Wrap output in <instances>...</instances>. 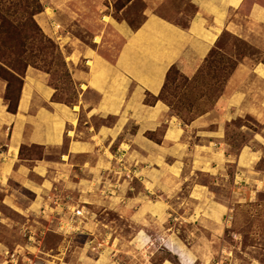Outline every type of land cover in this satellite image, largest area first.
Returning a JSON list of instances; mask_svg holds the SVG:
<instances>
[{
  "label": "rangeland",
  "instance_id": "1",
  "mask_svg": "<svg viewBox=\"0 0 264 264\" xmlns=\"http://www.w3.org/2000/svg\"><path fill=\"white\" fill-rule=\"evenodd\" d=\"M39 1L43 12L35 21L44 35L57 45L70 77L63 76L65 73L54 67L50 75L37 71L47 75L55 102L72 108L82 98L96 101L98 96L87 92L82 97L72 80V69L85 70L87 65L83 61L76 62L73 54L78 55L72 54L71 47L76 45L114 59L122 37L111 26L114 23L110 18L126 22L136 30L148 8H156L152 2L159 4L161 0ZM153 12L185 26L194 8L189 0H163ZM95 38H99V43H95ZM70 40L73 46L69 45ZM15 53L18 55L20 51ZM71 61L77 65L73 67ZM257 64H264V52L224 34L212 56L193 78H186L178 71L170 74L159 99L185 129V153L179 161V170L172 168L170 174H162L154 194L146 192L137 173L130 170L131 166L123 168L119 164L117 169L112 167L101 173L94 188L83 193L63 187V181L75 184L93 180L82 170L83 157H69L68 140L60 147L19 148L13 171L0 183V264H45L55 256L59 246L63 247V257L95 258V251L81 252L89 241L88 232L66 229L63 235L59 234L48 217L30 210L36 197L31 186L43 181L36 169L47 168V177L53 180L61 164L69 165L66 170L70 169V176L56 179L51 194L64 203H71L66 213L83 206L81 196L91 197L88 208L94 213L91 221L97 225L96 247L103 236L108 241L114 239V247L117 237L128 238L136 227L132 214L143 206L142 199L147 202L144 197L149 195L153 209L167 215L164 227L173 229L179 238L177 242L182 243L186 254L194 259L193 264H264V72L256 73ZM239 68L242 69L240 75L236 73ZM4 77L2 73L0 83L7 87ZM19 89L18 83H11L8 97L12 105ZM146 103L151 105L155 100L149 97ZM81 119H85L83 112ZM196 121H205L202 122L204 128L190 129ZM112 122L113 119L106 121L107 124ZM217 126L219 130L215 131ZM8 132V129H0V164L5 161L1 154L6 151ZM162 135L163 131L159 130L149 138L159 144ZM26 209L31 213H26ZM72 223L78 226L72 217L64 225L69 228ZM155 226L158 225L153 222L149 226L151 233ZM151 252L118 254L111 260L113 264H161L162 260L178 264L176 256L167 251L153 249Z\"/></svg>",
  "mask_w": 264,
  "mask_h": 264
},
{
  "label": "crops",
  "instance_id": "2",
  "mask_svg": "<svg viewBox=\"0 0 264 264\" xmlns=\"http://www.w3.org/2000/svg\"><path fill=\"white\" fill-rule=\"evenodd\" d=\"M263 2L264 0H189V5L195 11L187 20L186 26L179 25L171 17L153 12V9L157 10L163 4V0L159 4L152 2L156 8H148L143 22L136 30H132L126 22L110 18L114 23L111 26L122 37L121 47L114 59L98 56L76 45L71 47L72 54L80 56L73 54L76 62L83 61L87 65L85 70L73 68L72 80L79 87L82 97L87 92H92L98 96L96 101L82 98L72 108L55 102L54 91L47 83V75L28 68L23 79L17 113L13 115L7 112L2 98L6 87L0 83V129L9 130L8 141L4 145L6 151L1 154L5 161L0 164V183L3 182V177L7 179L13 171L19 148L60 147L68 140L69 157H83L82 170L87 171L93 180H79L75 184L63 181V187L83 193L94 188L97 179L102 177L101 173L110 171L112 167L117 169L119 164L123 168L131 166L130 170L137 173L146 192L154 194L152 192L156 191L157 181L162 174H170L172 168L179 170V161L185 153V129L165 104L157 101L150 105L146 103V99L159 96L171 68H175L186 78H193L210 52L217 48L224 34L237 37L264 52ZM47 13L51 14L49 10ZM95 43H99V38H95ZM69 45L73 46L72 40ZM71 63L73 67L76 64L73 61ZM254 68L257 74L258 70L264 72V64H257ZM244 70L247 69L244 67ZM241 71L239 68L236 73L240 75ZM235 99L236 97L233 100ZM82 112L85 115L84 121L81 119ZM108 119H113V122L107 124ZM97 120L101 123L96 124ZM202 122H193L190 129H203ZM218 126L214 128L215 131L219 130ZM159 130L163 131V135L161 142L156 144L149 135ZM66 166L69 165L59 166L53 180L47 177V168L36 169L43 181L31 186L36 197L30 210L39 211L48 217L59 234L63 235L66 229L71 232L79 229L83 233L88 232L89 241L84 246L86 249H81V252L95 251L96 256L94 259L88 256L76 259L78 257L73 255L63 257V247L59 246L55 256L46 260L45 264H113L111 257L114 255L146 254L152 253L153 249L155 252L161 249L173 254L178 264L194 263V259L184 251L183 244L177 242L179 238L175 236L173 229L164 227L167 215L153 209L154 203L149 195L144 197L147 202L142 199L143 206L140 205L136 213L132 214L136 227L128 238L117 237V245L114 247V239L108 241L103 236L96 247L97 238L94 233L97 232V225L91 221L94 213L88 208V204L92 202L91 197L81 196L80 203L83 206L75 210L77 213H66L71 203H64L51 194L55 189L56 179L70 176V169L66 170ZM20 172L25 174V171ZM28 211L26 209V213ZM71 217L78 226L72 223L71 227L66 228L64 223ZM152 222L158 226L151 233L149 226ZM161 232L163 234L159 235ZM65 257H68L67 261L64 260ZM161 264L171 263L162 260Z\"/></svg>",
  "mask_w": 264,
  "mask_h": 264
},
{
  "label": "trees",
  "instance_id": "3",
  "mask_svg": "<svg viewBox=\"0 0 264 264\" xmlns=\"http://www.w3.org/2000/svg\"><path fill=\"white\" fill-rule=\"evenodd\" d=\"M42 12L43 7L39 0H0V77L2 73L6 76L2 78L7 83L5 90L7 94L5 93L3 100L7 103V112L13 115L17 113L23 79L28 67L48 75L54 67L63 71L65 73L63 76L70 77L57 45L44 35L35 21V17ZM16 50L20 51L18 55L15 53ZM212 54L213 51L210 52L205 63ZM173 71L177 70L170 69L159 96L151 97L155 102L162 98L168 77ZM13 82L18 83L20 87L14 105L8 97V90Z\"/></svg>",
  "mask_w": 264,
  "mask_h": 264
},
{
  "label": "bare ground",
  "instance_id": "4",
  "mask_svg": "<svg viewBox=\"0 0 264 264\" xmlns=\"http://www.w3.org/2000/svg\"><path fill=\"white\" fill-rule=\"evenodd\" d=\"M50 15V14H49ZM85 89V88H84Z\"/></svg>",
  "mask_w": 264,
  "mask_h": 264
}]
</instances>
